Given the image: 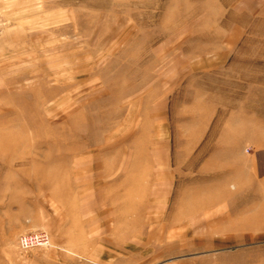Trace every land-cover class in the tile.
<instances>
[{
  "label": "rangeland",
  "instance_id": "1",
  "mask_svg": "<svg viewBox=\"0 0 264 264\" xmlns=\"http://www.w3.org/2000/svg\"><path fill=\"white\" fill-rule=\"evenodd\" d=\"M256 157L264 0H0V264H264Z\"/></svg>",
  "mask_w": 264,
  "mask_h": 264
},
{
  "label": "crops",
  "instance_id": "2",
  "mask_svg": "<svg viewBox=\"0 0 264 264\" xmlns=\"http://www.w3.org/2000/svg\"><path fill=\"white\" fill-rule=\"evenodd\" d=\"M244 181L245 185L246 182L250 183L253 188L229 191L228 198L223 201V209L227 211L228 207V211L233 212V225L238 227L240 242L262 241L264 240V162H261L260 158L256 157L254 173L249 176L247 173ZM224 219H228L227 214L224 215ZM228 220L231 221V216Z\"/></svg>",
  "mask_w": 264,
  "mask_h": 264
},
{
  "label": "built area",
  "instance_id": "3",
  "mask_svg": "<svg viewBox=\"0 0 264 264\" xmlns=\"http://www.w3.org/2000/svg\"><path fill=\"white\" fill-rule=\"evenodd\" d=\"M50 239L45 234H35L33 236H22L20 238V246L24 250L31 248H42L49 246Z\"/></svg>",
  "mask_w": 264,
  "mask_h": 264
}]
</instances>
